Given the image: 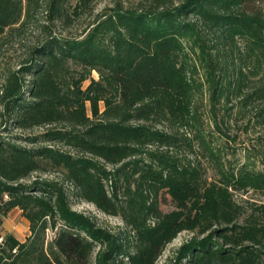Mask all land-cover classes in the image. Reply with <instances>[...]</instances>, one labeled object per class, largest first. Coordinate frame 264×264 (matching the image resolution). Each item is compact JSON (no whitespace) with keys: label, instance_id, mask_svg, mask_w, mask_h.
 <instances>
[{"label":"trees","instance_id":"16d2710c","mask_svg":"<svg viewBox=\"0 0 264 264\" xmlns=\"http://www.w3.org/2000/svg\"><path fill=\"white\" fill-rule=\"evenodd\" d=\"M97 1L0 0V49L47 22L0 94L7 125L46 127L0 131V226L20 209L31 233L0 231V264H157L183 232L170 264H264V203L237 199L264 196V0H120L82 39L53 33ZM241 127L260 132L230 159Z\"/></svg>","mask_w":264,"mask_h":264},{"label":"rangeland","instance_id":"374dc122","mask_svg":"<svg viewBox=\"0 0 264 264\" xmlns=\"http://www.w3.org/2000/svg\"><path fill=\"white\" fill-rule=\"evenodd\" d=\"M120 0H98L94 5V12L90 15L84 16L82 19L75 22L72 26H67L62 23H57L55 26L50 25L53 33L65 38H84L94 27L98 18L104 13V11L111 8L114 2ZM125 3L136 4L138 0H123ZM179 1V0H176ZM75 2V1H74ZM37 23H33L30 27L26 28L25 31L20 34L10 35L7 39L2 41V46L0 49V94L2 87L5 83L7 74L10 71H15L19 68L20 63L28 58L31 48L38 44L40 40L44 37L41 25L46 24V13L40 12L38 16ZM93 77L96 79L98 75L93 73ZM89 82L85 83V86ZM204 99L207 100V97ZM46 127L34 128L32 130L21 131L15 129L10 125H7L5 119L2 116V106L0 105V131L9 137L12 141L16 142L18 136H30L37 135L44 132ZM242 129V130H241ZM234 128L233 133L238 134V146L237 148H230L229 157L230 159L241 160L244 156L242 149L249 147L256 143V137L259 135V130L250 129L249 132H245L243 128ZM21 143L28 144L25 141ZM237 149V151H236ZM213 170L209 169V176H213ZM36 177L43 179H57L58 174H34L29 179L24 180V182L30 183ZM167 197V202H163L162 209L164 211H170L173 209V204L171 199ZM237 199L249 200L251 202L264 203V196L249 192L245 195H237ZM73 208L79 212L85 213L92 216L98 225L102 228L108 229L112 232H118L120 229L125 228L124 222L120 217L109 216L95 207V205L84 202L72 200ZM2 225L0 226V231L2 236L7 233L13 234L20 241L24 242L30 236V228L28 220L23 216L20 209H14L7 216L3 217ZM55 234V231L48 232V239H51ZM193 236L192 233L183 232L181 233L171 244L168 245L163 255L159 259L157 264H170V260L175 255L176 251L181 247L183 243L189 240Z\"/></svg>","mask_w":264,"mask_h":264}]
</instances>
